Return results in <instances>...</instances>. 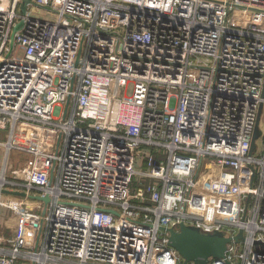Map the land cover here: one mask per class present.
<instances>
[{"label": "built area", "instance_id": "obj_1", "mask_svg": "<svg viewBox=\"0 0 264 264\" xmlns=\"http://www.w3.org/2000/svg\"><path fill=\"white\" fill-rule=\"evenodd\" d=\"M31 1L0 0V147L32 155L0 207L42 243L0 264H182L180 223L242 231L208 264H264V0Z\"/></svg>", "mask_w": 264, "mask_h": 264}, {"label": "water", "instance_id": "obj_2", "mask_svg": "<svg viewBox=\"0 0 264 264\" xmlns=\"http://www.w3.org/2000/svg\"><path fill=\"white\" fill-rule=\"evenodd\" d=\"M21 10L25 13V6L27 3H31V0H22ZM21 23L14 27L13 31L20 28ZM261 112V106L259 107L253 135L250 143V153L255 148V139L260 135V130L258 128L259 116ZM51 183V177L49 185ZM2 193L15 195L20 197H29L30 199L43 201L46 205L49 201L47 194L44 196L40 195H27L23 191L18 190H2ZM248 198L245 199L247 202ZM111 213L116 214L114 210H108ZM45 209L42 211L44 214ZM169 232L168 243L173 247L178 255L182 258V264H187L189 262L193 264H208L212 259H221L225 257V252L227 250V244L231 242H238L243 239L242 231L239 230L238 234L231 237L225 236L224 232L221 231H211L206 232L200 228L185 225L180 223L178 229L168 228ZM255 244H262L260 241H254Z\"/></svg>", "mask_w": 264, "mask_h": 264}, {"label": "crops", "instance_id": "obj_3", "mask_svg": "<svg viewBox=\"0 0 264 264\" xmlns=\"http://www.w3.org/2000/svg\"><path fill=\"white\" fill-rule=\"evenodd\" d=\"M9 210L7 207H0V248L9 251L16 247L21 255H25L36 246L41 247L40 229L33 222L35 218L22 220L20 215H13V212L9 216ZM15 264L38 263L29 257H19Z\"/></svg>", "mask_w": 264, "mask_h": 264}, {"label": "rangeland", "instance_id": "obj_4", "mask_svg": "<svg viewBox=\"0 0 264 264\" xmlns=\"http://www.w3.org/2000/svg\"><path fill=\"white\" fill-rule=\"evenodd\" d=\"M33 8V12H32V16L40 18V19H48L51 20L55 17V13L53 11L41 8V7H32ZM238 15H241L242 12L239 11L237 12ZM260 126V130L262 132V134H264V121L262 120L259 124ZM263 139L264 137L261 136L260 138H258L257 140V145L258 147H260L263 143ZM7 140L5 134H1L0 133V141H4ZM6 168H7V172H12L13 170H17L19 172H23L24 170L27 169V165L29 164V162L32 160V155L30 154H26L23 152H16V151H11L10 154L8 155V157H6ZM4 153H3V149L0 147V168L3 166L4 164ZM209 158L206 159L205 162H209ZM135 169L141 170V169H145L143 162H142V158H139L138 162L135 164ZM204 168H202L203 170ZM138 180L137 175H134L131 177V182H130V187L132 188L133 185L136 183V181ZM4 200L7 199L8 197L4 196L3 197ZM9 216L15 215L14 211H12L11 209L9 210ZM262 248L264 249V246H262Z\"/></svg>", "mask_w": 264, "mask_h": 264}, {"label": "bare ground", "instance_id": "obj_5", "mask_svg": "<svg viewBox=\"0 0 264 264\" xmlns=\"http://www.w3.org/2000/svg\"><path fill=\"white\" fill-rule=\"evenodd\" d=\"M4 166L6 167V158H5V160H4V164H3V168H2L3 170H5V167H4ZM3 170L1 171L2 173H3ZM3 181H4V179H3V175H1V176H0V183L3 182ZM34 257H35V258H39V259H41V261L44 260L43 257H37V256H34Z\"/></svg>", "mask_w": 264, "mask_h": 264}]
</instances>
